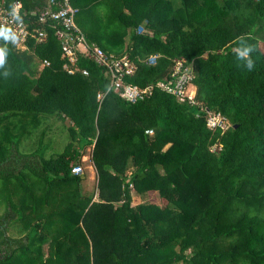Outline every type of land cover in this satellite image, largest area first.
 Returning a JSON list of instances; mask_svg holds the SVG:
<instances>
[{
	"label": "trees",
	"instance_id": "16d2710c",
	"mask_svg": "<svg viewBox=\"0 0 264 264\" xmlns=\"http://www.w3.org/2000/svg\"><path fill=\"white\" fill-rule=\"evenodd\" d=\"M19 1L48 35L0 38V264H264V0H68L89 45L136 63L129 82L171 78L175 59L190 67L193 102L154 87L135 103L111 89L97 101L105 68L78 53L88 74L69 73L55 28L37 20L49 0ZM253 45L249 71L237 50ZM207 111L229 127L209 128ZM87 149L93 192L72 171ZM150 191L158 202L141 201Z\"/></svg>",
	"mask_w": 264,
	"mask_h": 264
},
{
	"label": "built area",
	"instance_id": "2783aa9c",
	"mask_svg": "<svg viewBox=\"0 0 264 264\" xmlns=\"http://www.w3.org/2000/svg\"><path fill=\"white\" fill-rule=\"evenodd\" d=\"M55 0H49L48 5L37 16L41 23L49 24L55 28V36L61 47L62 57L65 59L63 67L69 72L80 71L83 75L88 74L86 68L79 69L76 65L78 53L87 58L93 59L97 64L105 68L109 78V85L104 92H98L97 101H101L104 95L111 89L119 94L125 100L135 103L145 99L151 94L154 87H159L175 96L179 101L188 99L193 102L194 94L188 93L191 71L189 66H184V60L175 59L171 72V78L158 81L155 85H146L140 87L137 84L129 82L126 78L130 77L136 71V63L127 55L116 56L108 53L96 45H89L84 34L80 31L75 22L77 8L73 7L68 0H63L59 9L54 10ZM19 6V19L12 17V6ZM22 3L19 0L12 1L9 5L0 2V25L10 28L16 35L18 45L24 47L30 37H34L38 43L46 40L48 32L43 27L34 28L33 31L27 27L25 21L21 18ZM158 54L147 57L148 64H154ZM43 65H48V61H42ZM206 123L209 128H220L225 130L229 127V122L220 112L207 111ZM219 145H214L213 149H219ZM81 167L75 166L72 171L79 173Z\"/></svg>",
	"mask_w": 264,
	"mask_h": 264
},
{
	"label": "rangeland",
	"instance_id": "374dc122",
	"mask_svg": "<svg viewBox=\"0 0 264 264\" xmlns=\"http://www.w3.org/2000/svg\"><path fill=\"white\" fill-rule=\"evenodd\" d=\"M80 29V28H79ZM260 39V47L264 52V30H260V34L257 35ZM127 41V39H125ZM94 44V43H91ZM113 53V52H112ZM188 93H191L192 95L194 94V89L192 87H188ZM58 122V126H55V124ZM66 121H56V123H54V126H52V129L50 128V133L47 136V139L49 138V136H51V134H53L52 138L54 139V141H58V137H59V131L61 132L62 126H59L61 124H63ZM51 123V121H50ZM57 125V124H56ZM39 126V125H37ZM36 126V127H37ZM38 130V131H37ZM39 132H40V127H38L34 132H30L27 136L28 137H24V139L22 138L21 142H20V146L19 149L22 152H30L33 149H35L36 147V143L37 140L39 139ZM55 147H53L52 150H59V148L61 149V146H57V143ZM59 144V143H58ZM59 147V148H58ZM58 148V149H57ZM50 150H48L49 152ZM81 169L79 171V173H85L86 178L84 179L82 186H83V190L85 192H93L96 189V185H97V177H96V172L95 169L92 165V161H91V157H90V149L86 150V154L82 157V162L80 165ZM145 196L141 197V201H154V202H158L159 201V196L158 193L156 191H150L147 192L146 194H144ZM96 199V198H95ZM98 201V199H96ZM21 226L19 222H16V224L14 226H10L8 229V234L9 235H17V233L14 231V229H18V227ZM15 227V228H14Z\"/></svg>",
	"mask_w": 264,
	"mask_h": 264
},
{
	"label": "clouds",
	"instance_id": "9594fccd",
	"mask_svg": "<svg viewBox=\"0 0 264 264\" xmlns=\"http://www.w3.org/2000/svg\"><path fill=\"white\" fill-rule=\"evenodd\" d=\"M11 15L15 19H19V6L13 5L12 6V12ZM0 38H3L5 40H12L13 42L16 41V35L15 33L8 27H5L3 25H0ZM255 46H250L243 51H238V59H244L247 61V63L244 65L247 70L252 71L255 67V62L249 58V53H251L254 50ZM6 59V53L4 48H0V67H3L5 64Z\"/></svg>",
	"mask_w": 264,
	"mask_h": 264
}]
</instances>
